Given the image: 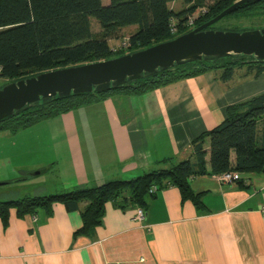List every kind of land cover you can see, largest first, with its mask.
I'll return each mask as SVG.
<instances>
[{
  "label": "crops",
  "instance_id": "crops-1",
  "mask_svg": "<svg viewBox=\"0 0 264 264\" xmlns=\"http://www.w3.org/2000/svg\"><path fill=\"white\" fill-rule=\"evenodd\" d=\"M136 28H122L121 37L108 43ZM220 74L208 70L140 94L109 93L0 134V144L14 157L17 151H40L18 167L46 176L51 190L40 195L169 169L193 159L192 141L219 125L228 106L264 92V70L255 75L240 65L225 81ZM202 145L209 153V137ZM23 177L16 181L29 179ZM189 185L199 204L163 182L144 197L142 220L135 219L139 206L130 199L108 200L100 224L88 234L75 235L84 200L73 211L61 202L23 215L9 208L6 225L0 216V264H264V168L243 172L232 183L215 174L193 176Z\"/></svg>",
  "mask_w": 264,
  "mask_h": 264
},
{
  "label": "trees",
  "instance_id": "trees-1",
  "mask_svg": "<svg viewBox=\"0 0 264 264\" xmlns=\"http://www.w3.org/2000/svg\"><path fill=\"white\" fill-rule=\"evenodd\" d=\"M171 1L174 0H108L106 3L102 0H0V77L13 81L46 70L131 52H113L108 43L111 39L120 38L122 28L131 25L137 28L129 35L130 45L126 49H143L190 30L184 23L194 10L199 11L194 17L195 24L199 25L236 0H208L211 5L206 0H181L187 4L181 10L171 9L168 6ZM254 4L243 3L234 12ZM203 7L205 12L200 13ZM93 18L100 27L98 34L91 30L90 21ZM173 20L177 27L175 34L171 33ZM247 59L245 56L238 61H232L231 57L206 58L179 65L174 70H160L154 75L142 76L109 91L43 99L1 120L0 130L24 129L109 93L140 94L208 70H221L220 79L224 81L240 65L254 70L255 75L264 70V61ZM205 137H209V153L202 145ZM192 145L193 159L182 160L169 169L152 170L128 180H111L95 187L0 200L3 225L7 224L8 209L12 207L18 215H23L34 213L38 208L49 210L53 203L61 202L73 211L78 210L79 202L84 200L87 203L81 211L82 225L75 235L88 234L100 224L106 201L127 198L143 208L149 188L152 185L161 186L163 182L175 185L182 199H191L199 204L198 195L190 188L189 178L227 170L241 173L263 170L264 92L228 106L224 120L196 137ZM232 152L235 154L234 161L231 159Z\"/></svg>",
  "mask_w": 264,
  "mask_h": 264
},
{
  "label": "water",
  "instance_id": "water-1",
  "mask_svg": "<svg viewBox=\"0 0 264 264\" xmlns=\"http://www.w3.org/2000/svg\"><path fill=\"white\" fill-rule=\"evenodd\" d=\"M260 1L236 0L187 32L143 49L10 81L0 87V121L43 99L109 91L142 76L206 58L231 57L232 61H238L245 56L246 61H264V29L232 31L210 27L239 5Z\"/></svg>",
  "mask_w": 264,
  "mask_h": 264
},
{
  "label": "rangeland",
  "instance_id": "rangeland-1",
  "mask_svg": "<svg viewBox=\"0 0 264 264\" xmlns=\"http://www.w3.org/2000/svg\"><path fill=\"white\" fill-rule=\"evenodd\" d=\"M206 2L209 5H211V3L208 2V0H206ZM168 6L173 10H181L186 8L187 4H185L181 0H175L169 2ZM198 13L199 11L197 9L196 11L194 10L192 14L194 17H197ZM90 24H91L92 32L94 34H98L100 29L98 22L93 18L91 19ZM212 27L213 29L232 30V31L264 29V0L248 7V9L246 8L241 11H236L230 15L224 16L223 18L215 22ZM192 28L193 27H190L188 29H192ZM110 44H112V42H110ZM122 51L127 52V51H132V49H123ZM10 80H11L10 78L0 77V87L10 82ZM41 125L42 124H40L39 126ZM15 132L16 131H12L11 129L8 128H4L0 130V134H13ZM31 132H35V131H31ZM29 133H27V135H29ZM1 147L2 146L0 144V183H2L0 184V200H5L9 198L15 199V198L23 197L25 195L35 196V195L44 194L45 192H49L51 190L50 189L51 186H49L51 185V183L46 182V180H43L44 177L46 178V176L30 175L33 171L36 170H30L29 168H20V169L18 168L20 166L19 163L24 164L27 161L35 160L34 155L37 154V152L39 153L40 151H36V149L17 151L18 153L17 157H14V156H10L12 155L11 153L8 152L6 153L5 151H3V147L2 148ZM17 173L19 175H17ZM14 175L18 176V177H14L17 179L8 182L3 181L4 176H14ZM50 175L51 174L49 172L48 176L50 177ZM23 176L29 177V179L26 181H16L24 178Z\"/></svg>",
  "mask_w": 264,
  "mask_h": 264
},
{
  "label": "built area",
  "instance_id": "built-area-1",
  "mask_svg": "<svg viewBox=\"0 0 264 264\" xmlns=\"http://www.w3.org/2000/svg\"><path fill=\"white\" fill-rule=\"evenodd\" d=\"M201 12H205L204 7L200 8V13ZM184 25L187 28L194 27L196 25L194 16L193 15L188 16ZM176 32H177V27H176L175 21L173 20L172 25H171V33L175 34ZM129 45H130V43H129L128 37L121 39L119 42H115V43L110 44L111 50L113 52H118V51H121L123 49H126L129 47ZM215 176H216V179H218V181H220V182L232 183L234 181L240 180L242 178V173L239 171H236V170H227L225 172L215 174ZM156 189H157V186L152 185L149 188L148 193L152 194L156 191ZM263 210H264V207H263ZM143 218H144V210H143V208L138 207L136 209L135 219L142 220Z\"/></svg>",
  "mask_w": 264,
  "mask_h": 264
},
{
  "label": "flooded vegetation",
  "instance_id": "flooded-vegetation-1",
  "mask_svg": "<svg viewBox=\"0 0 264 264\" xmlns=\"http://www.w3.org/2000/svg\"><path fill=\"white\" fill-rule=\"evenodd\" d=\"M263 1V0H262ZM261 2V1H260ZM197 26V25H196Z\"/></svg>",
  "mask_w": 264,
  "mask_h": 264
}]
</instances>
